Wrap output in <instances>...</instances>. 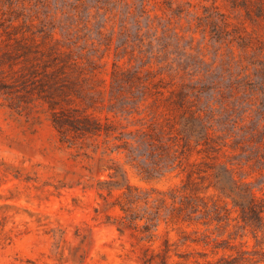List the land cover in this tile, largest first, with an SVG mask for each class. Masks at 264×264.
Wrapping results in <instances>:
<instances>
[{
  "label": "trees",
  "instance_id": "obj_1",
  "mask_svg": "<svg viewBox=\"0 0 264 264\" xmlns=\"http://www.w3.org/2000/svg\"><path fill=\"white\" fill-rule=\"evenodd\" d=\"M184 1L0 0L6 37L0 47V95L47 102L61 144L122 156L123 166L106 168L109 179L98 183V194L107 210L118 211L107 221L120 234L130 233L131 251L139 250L141 264H233L214 258L233 246L211 238V231L241 222L254 239L264 236V193L259 195L261 188L251 180L264 177V131L256 139L258 126L264 129V109L258 126L247 132L231 121L226 139H235V126L237 142L220 141L225 129L215 124V105L236 113V104L226 101L225 78L212 65L204 67V56L197 60L192 41L184 42L176 30L174 17ZM225 1L249 19L264 10V0ZM255 41L264 52V41ZM100 51L114 56L108 98L107 84L99 78L106 64ZM250 65L229 75L233 98L242 73L255 80L253 95L264 97V61ZM106 101L107 115L114 119L103 121ZM139 106L144 109L138 112ZM123 115L140 117L123 126L117 121ZM128 169L145 186L131 183ZM173 178H180L179 184L157 186ZM17 209L0 203V236L7 234L5 223L19 215ZM254 255L241 258L254 262L264 250Z\"/></svg>",
  "mask_w": 264,
  "mask_h": 264
},
{
  "label": "rangeland",
  "instance_id": "obj_2",
  "mask_svg": "<svg viewBox=\"0 0 264 264\" xmlns=\"http://www.w3.org/2000/svg\"><path fill=\"white\" fill-rule=\"evenodd\" d=\"M174 26L184 35V42L192 41V54L196 59L202 54L206 62L204 67L212 65L215 73L225 78L221 83L224 96L228 103L232 102L229 105L236 104V113L231 109L221 111L216 104L215 124L218 122L225 129L220 141L237 142L240 133L235 126V139H226L233 130L234 122L231 121L238 122L244 132L258 126L264 97L253 95L255 80L242 73L239 84H235L238 95L233 98L227 88V79L232 71L241 70L243 65L253 68L250 62L255 59L264 61V52L255 45V39L264 41V10L259 17L249 19L240 7L229 1L186 0L174 17ZM5 41L2 33L1 48ZM245 46L247 49H243ZM113 59L112 52L105 53L102 63L106 64L99 69V78L107 84L106 98ZM4 96L0 95V203L14 204L20 213L5 223L3 230L7 234L0 236V264H141L139 250L131 251L130 233L120 234L117 227L107 221L108 214L115 215L118 211L107 210L106 202L98 194V183L109 179L106 168L115 164L123 166L122 156H103L101 150L94 153L92 147L61 144L47 102L23 103L16 98L4 100ZM107 106L106 101L101 114L103 121L105 116H112L107 115ZM143 109L139 106L138 112ZM139 117L123 115L117 121L127 126ZM129 128L134 129L131 125ZM257 131L256 139H259L264 129L258 126ZM128 177L131 183L145 186L129 169ZM251 180L256 188H261L258 194H263L264 177L254 176ZM179 182L180 178H173L157 186ZM11 196L14 199L6 200ZM113 199L109 198L108 202ZM25 209L32 212L31 217ZM235 224L212 227L211 238L224 239L233 246L232 251L220 250L214 258L233 264H264V261L257 262L264 256L257 255L254 262H244L241 258L256 256L255 251L264 250V236L254 239L239 226L241 222L233 226ZM194 249L196 252L203 250L202 247ZM244 251L249 253L242 254ZM195 257L199 262L206 259L197 253Z\"/></svg>",
  "mask_w": 264,
  "mask_h": 264
}]
</instances>
